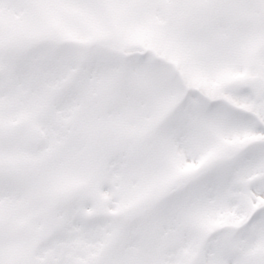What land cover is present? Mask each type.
I'll return each mask as SVG.
<instances>
[{"label": "rangeland", "instance_id": "obj_1", "mask_svg": "<svg viewBox=\"0 0 264 264\" xmlns=\"http://www.w3.org/2000/svg\"><path fill=\"white\" fill-rule=\"evenodd\" d=\"M0 66V264H264V0H0Z\"/></svg>", "mask_w": 264, "mask_h": 264}, {"label": "water", "instance_id": "obj_2", "mask_svg": "<svg viewBox=\"0 0 264 264\" xmlns=\"http://www.w3.org/2000/svg\"><path fill=\"white\" fill-rule=\"evenodd\" d=\"M2 71L0 68V77ZM242 87L252 93L256 101L264 99V79L261 77H249L242 82ZM28 145L30 147L40 149L46 142L45 133L40 128H33L27 133ZM20 235L23 234V230H20Z\"/></svg>", "mask_w": 264, "mask_h": 264}, {"label": "trees", "instance_id": "obj_3", "mask_svg": "<svg viewBox=\"0 0 264 264\" xmlns=\"http://www.w3.org/2000/svg\"><path fill=\"white\" fill-rule=\"evenodd\" d=\"M11 130H9L6 133H1V136H6L9 137L11 136ZM192 178H187L182 180V182H189ZM182 182H177L171 189L168 190V194L173 192L174 190H176L178 188V186L182 183ZM157 200H154V204L157 203ZM152 201L150 203H148V205H142L139 208L129 212V213H122L119 214L117 216L118 220L122 221V231L128 229L130 227V225H132L135 222H138L139 219L144 220L145 215L144 213L147 211L148 206H150L151 203H153ZM142 214V216L140 215Z\"/></svg>", "mask_w": 264, "mask_h": 264}]
</instances>
